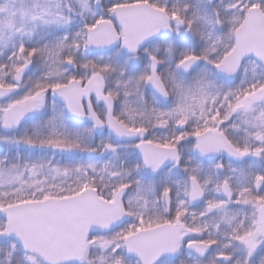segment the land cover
I'll use <instances>...</instances> for the list:
<instances>
[{"label": "snow or ice", "instance_id": "snow-or-ice-1", "mask_svg": "<svg viewBox=\"0 0 264 264\" xmlns=\"http://www.w3.org/2000/svg\"><path fill=\"white\" fill-rule=\"evenodd\" d=\"M0 264H264V0H0Z\"/></svg>", "mask_w": 264, "mask_h": 264}]
</instances>
